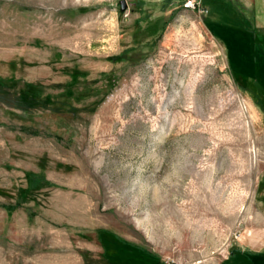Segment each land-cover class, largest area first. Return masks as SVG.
Segmentation results:
<instances>
[{
	"label": "rangeland",
	"instance_id": "rangeland-1",
	"mask_svg": "<svg viewBox=\"0 0 264 264\" xmlns=\"http://www.w3.org/2000/svg\"><path fill=\"white\" fill-rule=\"evenodd\" d=\"M121 1L0 0V264H248L264 43L241 0Z\"/></svg>",
	"mask_w": 264,
	"mask_h": 264
},
{
	"label": "crops",
	"instance_id": "crops-1",
	"mask_svg": "<svg viewBox=\"0 0 264 264\" xmlns=\"http://www.w3.org/2000/svg\"><path fill=\"white\" fill-rule=\"evenodd\" d=\"M242 9L249 17L252 28L259 34L257 37L264 43V0H241Z\"/></svg>",
	"mask_w": 264,
	"mask_h": 264
},
{
	"label": "built area",
	"instance_id": "built-area-1",
	"mask_svg": "<svg viewBox=\"0 0 264 264\" xmlns=\"http://www.w3.org/2000/svg\"><path fill=\"white\" fill-rule=\"evenodd\" d=\"M184 8L186 9H202L203 4L202 0H185L183 2ZM162 264H183L182 262L178 261L174 258H165Z\"/></svg>",
	"mask_w": 264,
	"mask_h": 264
},
{
	"label": "trees",
	"instance_id": "trees-1",
	"mask_svg": "<svg viewBox=\"0 0 264 264\" xmlns=\"http://www.w3.org/2000/svg\"><path fill=\"white\" fill-rule=\"evenodd\" d=\"M36 175H33V178H31V186H36L38 183L35 181L37 180V177H35ZM10 208H13V207H10ZM243 256L244 258L246 259V261L248 262V264H254V261H253V257L254 256H263L264 257V251H261L259 253H243ZM252 257V258H251ZM258 264H264V263H258Z\"/></svg>",
	"mask_w": 264,
	"mask_h": 264
},
{
	"label": "water",
	"instance_id": "water-1",
	"mask_svg": "<svg viewBox=\"0 0 264 264\" xmlns=\"http://www.w3.org/2000/svg\"><path fill=\"white\" fill-rule=\"evenodd\" d=\"M121 6H122V9H126L127 3L125 0L121 1ZM237 251H241V250H237Z\"/></svg>",
	"mask_w": 264,
	"mask_h": 264
}]
</instances>
